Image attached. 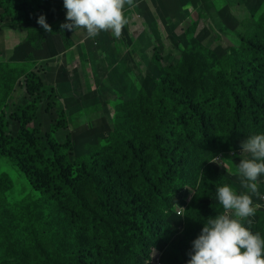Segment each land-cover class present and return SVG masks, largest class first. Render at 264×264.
I'll list each match as a JSON object with an SVG mask.
<instances>
[{
  "label": "rangeland",
  "instance_id": "374dc122",
  "mask_svg": "<svg viewBox=\"0 0 264 264\" xmlns=\"http://www.w3.org/2000/svg\"><path fill=\"white\" fill-rule=\"evenodd\" d=\"M41 14L45 16L51 30L56 25L60 27L57 21L65 18L62 0H0V49L4 47L10 50L6 52L1 49L5 54L11 53L9 59L1 58L0 64L15 67L6 73L5 84L13 86L12 98L4 107L6 121L12 125L10 116L17 111L16 114L23 112L29 119L41 121L38 117L46 116L48 119L65 122L67 129L63 136L68 134L65 138L69 137L70 140L66 148H59L68 155L80 184L85 180L90 181V177L102 179L103 175H111L116 164L130 168L124 162V157H116L115 145L101 143L113 129L103 127L105 118L110 124L117 114L118 106L135 99L142 92L145 97L152 93L154 98V93L160 90L157 84L159 76L171 66H177L187 56L184 51L189 52L188 48L197 53L200 51L193 44L203 45L207 55L209 52L215 53L211 63L206 58L207 65L224 60L234 62L237 70L242 68V76L246 73L244 70L264 61V52L257 49V46H264V0H132L131 4L126 3L124 6L123 14L127 23L118 37L110 30L90 38L83 29L78 28L74 32L65 29L70 33L74 45L69 52L77 44L96 43L97 46L88 55L89 61L80 57L79 51L76 54V50L68 57V52L61 54L63 50L58 41L62 42L63 39H60L59 34L50 36L36 23ZM27 41L38 45L43 44V41L52 42L44 50L34 52L29 50ZM182 61L187 62V58ZM190 61L197 63V59L191 58ZM93 67L97 69V79ZM62 68L66 73L60 72ZM30 73L35 74L39 80L28 78ZM16 74L15 80L13 78ZM250 77L251 80L255 79L250 73L238 81H244L247 85ZM161 91L169 97L168 104L172 105L171 93L163 87ZM2 94L0 91V101L5 100ZM76 100L81 103H75ZM219 103L214 110L215 123H209L211 127L208 128L211 133L212 127L218 132L214 149L208 144L202 149L197 141L195 153H192L187 141L183 140L185 136H194L196 133L190 129L191 117L195 112L191 109L189 99L179 106V114L184 118L185 125L182 122L179 128L177 120L170 124V128L177 129L178 137L170 139L166 144L157 142L159 145L149 148L148 154L144 149V137L147 135L144 129L147 128L128 129V133L124 132V141L133 143L136 161L155 166L151 173H164L170 163V170L176 172L169 184L163 181V176L151 177L153 185L150 186L156 187L159 197L143 192L139 180L136 185L130 179L123 189L128 200L123 201L120 207H110L109 200L96 206L82 205L85 198L81 197L69 208L64 207L60 216H50L49 209L52 211L54 206L48 205L46 197L38 200L33 194L34 190L43 189L44 186L29 184L26 175L21 181L12 162L0 156V264H52L59 249L61 255L70 251L78 253L82 248L65 237L64 242L69 243L65 246L59 248L46 245L47 234L42 228L49 230L48 236L52 238L51 243H54L55 224L64 231V226L70 223L68 217L80 212L81 217L74 220L71 228L77 233L87 231L92 222L88 207L99 210L103 216H124L132 220L131 224L125 222L128 227L124 228L123 235L126 234V237L115 246V259L108 264H170L173 256L177 257V264H186L193 240L183 241L190 233L196 238L200 231H187L184 226L189 221L197 224L200 222L202 227L206 223L196 215L193 217L190 207L195 203L196 206L211 207L220 204L217 199L208 201L201 195L197 198L191 188L192 183L183 184L195 177L199 173L197 170L204 165L203 170L210 167L220 181L226 177V181H221L222 186L230 185L238 193L247 191L240 188L236 164L239 159L248 158V153L240 157L231 153L241 150L240 143L246 137L264 133L245 121H241L243 126L239 127L229 123V128L236 129L234 143L224 145L223 150L221 144L226 142V135L220 129L224 126L223 122L228 117L227 109L231 110V106L225 104V101ZM152 105L151 115L154 117L157 116L154 113L157 110L154 99ZM245 116L246 113L242 117ZM35 124L43 130V141L39 148L47 154L54 146L47 142L56 139V135L47 131L51 127ZM204 140L208 142V138ZM199 148L202 149L200 157ZM29 163L32 164L30 170H37L32 158ZM108 163L109 166H106ZM255 183L257 191L251 194L252 200L258 207L264 208V175L258 176ZM136 196H140L137 206L134 205ZM162 205L167 207L165 211ZM217 210L216 215H231V210L222 207ZM247 219L251 221V228L257 226L264 236V211L255 210L254 215ZM89 240V234L82 237L91 252L89 260L82 257L72 264H95L96 245ZM188 242L190 245L187 247L185 243ZM101 264L107 262L102 258Z\"/></svg>",
  "mask_w": 264,
  "mask_h": 264
},
{
  "label": "trees",
  "instance_id": "16d2710c",
  "mask_svg": "<svg viewBox=\"0 0 264 264\" xmlns=\"http://www.w3.org/2000/svg\"><path fill=\"white\" fill-rule=\"evenodd\" d=\"M64 22L65 18L57 21L60 25ZM49 33L50 36L59 34L60 39H63V41L60 42L55 37L63 50L61 53L68 52L73 46V42L69 38L70 33L65 31V29H61L56 25ZM44 42L45 41H43V44L38 45L27 41V44L30 51L37 52L42 50V48L44 50L48 43L52 41ZM89 46H96V43H90ZM193 46L200 51L197 53L193 49L188 48L189 52L187 50L184 51V54L187 56L182 58V60L187 58V62L181 60L177 66H171L167 72L159 76L160 78H158L157 84L160 85V90L154 93V98L152 93L147 95L148 97H145L144 92H142L135 99L121 103L118 106L117 114L115 113L113 121L110 124H108V120L105 118L103 127H108L109 130L111 128L113 129L109 132L108 137L101 143L115 145L116 157H124V162L128 163L130 168L126 169V167L116 164L111 175H103L102 179L90 177V181L85 180L81 184L68 155L64 150L59 148V146L66 148L70 140L69 137L65 138L68 134H66L65 137L63 136L67 129L65 122L48 119L46 116L38 117L41 120L38 121L36 118H27L23 112L16 114L17 111H14L10 116L13 123L12 125H8L4 107L7 101L12 98L13 86L12 84L7 86L5 84V79L6 73L10 72V69H14L15 67L6 63L0 64V91L3 92L2 95L5 98L4 101H0V156L6 157V159L12 162V165L18 172V178L21 181H23L22 177L26 175V181L29 184L34 185L38 183L44 186L43 189L34 190L33 194L38 200L46 197L48 205L50 207L54 206L52 211L49 209L48 215L60 216L64 207L69 208V206L75 204L77 198L81 197L85 198L82 201V205L96 206L98 203L109 200L110 207H120L123 201L128 200L123 189L125 183L130 179H132L136 185H138L139 180L143 192L152 193L159 197L156 187L152 186V188L150 186L151 184L153 185L150 181L151 177L158 178L163 176V181L169 184L172 182V175L175 174L176 171L170 170V163L164 170V173H151V170L155 166H148L145 165L143 161H136L133 143L131 141H124V132L128 133V129L136 130L141 127L147 128L144 129L147 134L144 137V149L146 154H148L149 148L159 145L157 142L161 141L163 144H166L170 139L178 137L176 133L177 129L170 128V124L177 120L179 128L182 122L185 125L184 118L179 114V106L188 99L191 101V109L195 112L191 117L192 127L190 129L195 130L196 133L194 136H185L183 140L187 141L189 151L192 153H195L194 146L197 141L200 142L202 149L207 144L211 149H214L218 132L212 127L211 133L208 128L210 129L211 127L209 123H215L216 115L214 110L216 105L220 104L219 101H225V104H230L231 106V110L227 109L228 117L226 121L223 122L224 126L220 129V131L226 135V142L221 144L223 150L224 145H232L234 143L233 140L236 129L229 128V123L239 127L243 126L241 121H245V123H248L252 128L264 131V61L254 67L244 70L246 73L242 76V68L241 70H237V65L234 62L224 60L218 64L213 63L207 65L206 58H208L211 63L215 59V53L209 52L207 55V49L204 48L203 45L193 44ZM257 49L264 52V46L262 45L257 46ZM191 58L197 59V63L190 61ZM13 60L16 61L14 58ZM87 61H89V59ZM60 72H65L64 68L60 69ZM250 73L255 79L251 80L250 77L248 79L250 82L249 84L246 85L244 81H238V79H242ZM16 76L17 74L13 79H15ZM94 77L97 79L96 68H94ZM28 78L39 80L33 73H30ZM231 80H233V82ZM38 83L40 84V82ZM38 87H40V85H38ZM161 87L171 93L170 98L172 100V105L168 104L170 101L169 97L164 96ZM154 90L155 89H153V91ZM153 99L157 103V105H155L157 106V110L154 112L157 113V116L154 117L151 115ZM75 103L80 104L81 102L76 100ZM163 105H166V107L164 108ZM256 110H258V112ZM198 111L199 115H197ZM245 113L246 116L242 117ZM31 121L37 123L39 126L51 127L47 131L56 135V139L50 142L46 141L48 145H54L47 154L43 153L39 148V144L43 141V139H41L43 130L38 128L36 124ZM205 138H208V142L204 140ZM202 149L199 148L198 157L201 156ZM31 158L37 170H30L32 164L29 163V159ZM35 158L37 159V166ZM132 161L134 162V167ZM76 163L79 165L77 160ZM106 166H109V163ZM203 166L197 170L199 173H197L195 177H192V179L185 182L183 185L192 183L191 188L196 192V197L198 198V195H201L202 198L210 201L216 199L215 188L222 186L221 181H226L227 179L226 177H222L220 181L217 174L211 172L209 166L208 170H203ZM191 169L193 170V168ZM191 169L187 171H191ZM26 170L30 171L27 172ZM179 171L181 172L180 169ZM200 178L202 179L199 180ZM139 199L140 196H136L135 206H137ZM221 207V205L215 207L196 206L195 203L190 207V212L193 214V217L196 215V217L200 218V221L203 220V222H207L208 218H212L216 215L218 211L217 208L221 209ZM162 208L163 211L167 209V207L163 205ZM87 209H89L92 218V222L87 231H80L77 233L71 228L74 220L81 217L80 212L71 214L68 217L70 223L64 226V231L60 230L58 225L55 224V233L53 235L54 243H51L52 238L48 236L49 230L47 228H42L44 233L47 234L45 235L47 240L46 245L59 248L65 246L69 244L68 241L64 242L65 237L69 239L71 243L74 242L82 248L76 254L70 251L64 255L60 254L59 249L58 253L55 254L52 259V264H72L75 261H79L82 257H86V259L89 260L88 257L91 256V252L89 253V249L85 242L82 241V237L86 234L90 235V243H95L96 245L95 256L97 257V261L95 264H101L102 258L107 264L115 259V246L126 237V234L123 235L124 228L128 227L125 222L128 221L131 224V218L122 216L120 212H118V215L122 217L112 218L111 216L101 215L99 210L93 207H88ZM211 210L213 211L211 212ZM126 212H128V210H126ZM120 223L121 225H119ZM38 227H42V225ZM184 228L187 231H201L202 223L199 222L197 224L196 222L189 221L185 224ZM252 229L253 231L259 230L257 226H252ZM194 239L195 236L190 233L183 242H191ZM173 245L175 246V244ZM185 245L188 247L190 244L188 242L185 243ZM180 255L183 254L180 253ZM165 260L166 255L163 257L164 262ZM170 264H177L176 256L171 258Z\"/></svg>",
  "mask_w": 264,
  "mask_h": 264
},
{
  "label": "clouds",
  "instance_id": "9594fccd",
  "mask_svg": "<svg viewBox=\"0 0 264 264\" xmlns=\"http://www.w3.org/2000/svg\"><path fill=\"white\" fill-rule=\"evenodd\" d=\"M65 22L61 29L75 31L83 29L90 38L102 31H111L118 37L127 18L123 14L125 4L132 0H62ZM36 23L46 32L50 25L41 14ZM239 151L232 152L240 157L236 169L240 177L239 193L230 185L215 188V196L224 210L231 215L219 214L208 218L198 236L191 242L186 264H264V236L253 231L250 218L255 210L264 211L252 200L257 191L255 181L264 175V133H255L240 143ZM140 228V226H137Z\"/></svg>",
  "mask_w": 264,
  "mask_h": 264
},
{
  "label": "crops",
  "instance_id": "0c3cea01",
  "mask_svg": "<svg viewBox=\"0 0 264 264\" xmlns=\"http://www.w3.org/2000/svg\"><path fill=\"white\" fill-rule=\"evenodd\" d=\"M16 34V33H15ZM70 38V37H69ZM70 40H71V38H70ZM74 46V45H73ZM72 46V47H73ZM97 46V45H96ZM96 46H89V44H87V45H83V43H80V44H77L73 49L74 50H71L70 52H69V50H68V53L67 52H65V53H61V54H66L67 53V57H68V55L69 54H71L72 52H74L75 50H76V54H78V51L80 52V57H82L85 61H87L88 60V55H90L91 54V50H93ZM71 47V48H72ZM1 49H4V50H6V52H10V50L9 49H6V48H4V47H2ZM0 49V59L2 58V57H5V58H8L9 59V56L11 55V53L10 54H5L4 52H3V50H1ZM42 50H43V48H42ZM83 50H84V52H83ZM41 51V50H40Z\"/></svg>",
  "mask_w": 264,
  "mask_h": 264
}]
</instances>
